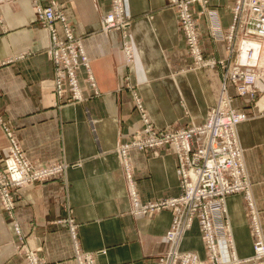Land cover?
I'll return each instance as SVG.
<instances>
[{
	"label": "crops",
	"instance_id": "obj_1",
	"mask_svg": "<svg viewBox=\"0 0 264 264\" xmlns=\"http://www.w3.org/2000/svg\"><path fill=\"white\" fill-rule=\"evenodd\" d=\"M41 1H56L82 39L97 92L80 67L76 76L84 100L58 104L48 30L36 20L31 0H0V116L14 127L33 164L63 165L55 177L21 189L12 214L0 203V264H77L69 221L76 225L79 249L96 254V264H156L168 246L173 210L136 214L131 191L143 205L173 198L180 193L179 176L173 153L132 150L129 183L117 149L141 125L132 94L159 128L201 123L218 98L224 70L218 65L189 68L191 57L167 0H125L129 59L123 32L101 30L109 0ZM232 4H192L204 57L229 58L224 41L212 37L211 25L216 22L225 36ZM260 60L264 63V44ZM255 87L259 96L263 93L258 105L264 104V81ZM227 91L232 106L249 113L237 124L236 136L264 234V115L238 97L232 85ZM7 145L0 125L1 155ZM225 203L236 254L248 257L253 234L244 196L228 195ZM218 245L226 259L225 242ZM179 246L204 256L196 221Z\"/></svg>",
	"mask_w": 264,
	"mask_h": 264
},
{
	"label": "built area",
	"instance_id": "obj_2",
	"mask_svg": "<svg viewBox=\"0 0 264 264\" xmlns=\"http://www.w3.org/2000/svg\"><path fill=\"white\" fill-rule=\"evenodd\" d=\"M109 10L100 16L103 32H123L124 51L129 59L131 52L127 36L130 15L125 0H109ZM208 0H167V6L176 15L178 26L184 36L186 50L191 57L189 68L218 65L224 70L221 89L213 106L201 123L179 126L173 123L159 128L149 118L140 97L133 92V103L141 125L129 137L120 142L117 152L123 162L126 176L131 180L128 153L132 150H162L173 153L179 176L180 193L173 197L147 204H140L131 191L133 212L145 214L164 208L173 210L170 228L165 234L168 246L158 256L156 264H264V234L258 211L255 208L251 183L248 180L243 159V149L236 136V126L248 118L249 113L232 106L228 85L235 88L236 95L252 102L259 114L264 107L258 105L259 93L255 87L264 81V63L260 56L264 42V0H233L232 21L225 36L216 22L211 25L214 40H223L229 58L212 59L203 55L198 20L192 4L204 7ZM36 20L48 30V53L53 64V90L58 104L81 102L84 96L79 87L76 70L84 67L87 82L97 92L83 41L73 31L68 17L56 1L43 4L31 0ZM202 10L199 11V14ZM0 125L8 141L4 155L0 154V203L10 215L15 208L20 190L60 174L63 165L52 163L45 166L33 164L21 148L13 126L2 120ZM131 184V183H130ZM231 194H242L249 214L253 234V253L238 257L227 217L225 199ZM198 224L204 245L201 258L192 250L180 249L184 233ZM19 234V227L15 225ZM69 233L77 264H96L94 253L79 249L76 225L69 221ZM225 242L228 257L224 259L218 242Z\"/></svg>",
	"mask_w": 264,
	"mask_h": 264
},
{
	"label": "bare ground",
	"instance_id": "obj_3",
	"mask_svg": "<svg viewBox=\"0 0 264 264\" xmlns=\"http://www.w3.org/2000/svg\"><path fill=\"white\" fill-rule=\"evenodd\" d=\"M263 44H264V42H263ZM260 107L263 108L264 107V104H261Z\"/></svg>",
	"mask_w": 264,
	"mask_h": 264
},
{
	"label": "rangeland",
	"instance_id": "obj_4",
	"mask_svg": "<svg viewBox=\"0 0 264 264\" xmlns=\"http://www.w3.org/2000/svg\"><path fill=\"white\" fill-rule=\"evenodd\" d=\"M262 94H263V93H261L259 97H261ZM162 253H163V252H162ZM162 253H161V254H162ZM161 254H160V255H161Z\"/></svg>",
	"mask_w": 264,
	"mask_h": 264
}]
</instances>
